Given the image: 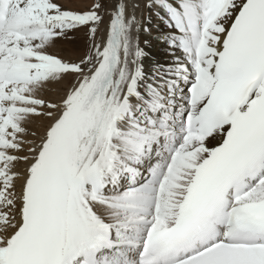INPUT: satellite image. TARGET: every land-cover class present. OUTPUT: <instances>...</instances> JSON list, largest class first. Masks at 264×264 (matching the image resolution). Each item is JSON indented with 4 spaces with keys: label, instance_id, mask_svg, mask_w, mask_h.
<instances>
[{
    "label": "snow or ice",
    "instance_id": "6c2138e0",
    "mask_svg": "<svg viewBox=\"0 0 264 264\" xmlns=\"http://www.w3.org/2000/svg\"><path fill=\"white\" fill-rule=\"evenodd\" d=\"M0 264H264V0H0Z\"/></svg>",
    "mask_w": 264,
    "mask_h": 264
},
{
    "label": "bare ground",
    "instance_id": "6f19581e",
    "mask_svg": "<svg viewBox=\"0 0 264 264\" xmlns=\"http://www.w3.org/2000/svg\"><path fill=\"white\" fill-rule=\"evenodd\" d=\"M151 53L154 58L161 60V62H164L168 59L164 47L159 42L154 41L153 46L151 48Z\"/></svg>",
    "mask_w": 264,
    "mask_h": 264
}]
</instances>
